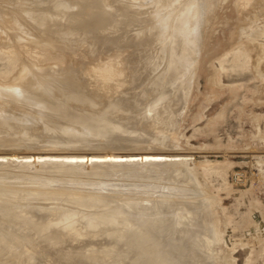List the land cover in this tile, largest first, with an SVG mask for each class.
Returning <instances> with one entry per match:
<instances>
[{
  "label": "bare ground",
  "instance_id": "bare-ground-1",
  "mask_svg": "<svg viewBox=\"0 0 264 264\" xmlns=\"http://www.w3.org/2000/svg\"><path fill=\"white\" fill-rule=\"evenodd\" d=\"M132 1L24 0L28 8L14 14L23 32L33 36L36 30L42 37L34 34L32 39L41 37L37 44L60 51L65 60L58 66L40 65L37 58L45 54L39 50L32 49L37 61L19 53L22 71L9 84L0 85V151L6 148L0 160H7L0 162V264H217L214 202L210 204L211 194L204 193L195 168H190L184 156H177L179 152L161 151L164 158L152 153L146 161H132L139 152L123 151L144 150L145 154L163 149L150 144L151 139L177 123L188 91L181 89L174 76L188 69L170 64L164 68L165 50L156 47L160 32L151 21L154 18L149 16L136 28L135 16L128 11ZM67 7L73 12L64 11ZM208 7H202L204 14ZM192 9L187 23L195 16L196 30L188 33L187 26L185 31L197 41L207 17L200 19L197 1ZM125 24H132L128 32ZM245 28L240 33L248 39L264 37L263 27L250 26L248 32ZM258 44L262 59L264 44ZM22 47L25 52L31 50ZM5 54L11 63L19 56L15 50ZM242 55L245 51L238 50L235 58ZM8 76L0 74V78ZM125 85L127 90H123ZM148 101L150 108L143 107ZM135 131L138 137L126 136ZM54 136L89 145L93 152L88 153L104 150L118 160L106 163V157L99 156L100 163H92L94 158L80 161L84 154L66 158L58 154L62 149L33 160L19 150L21 156L16 157L23 162L8 159L13 150L7 152V147H18L19 139L35 143ZM41 144L25 148L39 152ZM79 244L83 248L73 249ZM41 247L47 248V261L40 259Z\"/></svg>",
  "mask_w": 264,
  "mask_h": 264
},
{
  "label": "rangeland",
  "instance_id": "rangeland-1",
  "mask_svg": "<svg viewBox=\"0 0 264 264\" xmlns=\"http://www.w3.org/2000/svg\"><path fill=\"white\" fill-rule=\"evenodd\" d=\"M148 1H151V3ZM196 1L198 6H200L199 12L202 13L200 19L202 17H207L208 19H204L206 21H204V30L201 31V35L197 38V41H195L196 38L189 39L187 36L190 31L196 30L195 16L187 23L189 12L193 10L192 8L196 5ZM205 1L137 0L136 2V0H133L130 2V5H133L131 7L129 6L128 11L135 16V22L138 24H125V32H128L131 25L133 28L136 25L135 27L137 28L143 21L149 19V16H153L152 18L154 19L151 21L153 25H157L156 29L159 30L155 31H157V34L160 32L156 47L165 50L164 62H166L163 63V66L165 68V65L169 67L170 65H177L180 69H183V66L188 69L186 72L180 70V73L174 75L181 89L186 88L184 91H188H186V102L178 115L177 123L173 127L165 128L161 133L156 132L157 134L155 133L151 139L150 144L155 147H163V149L150 150L151 154L146 152L145 154L147 155L142 153L144 150L123 151H128V153H133L134 151L139 152L135 154H138L136 156L138 158L131 157L130 160L132 161H146L147 158L145 157L154 155L158 158H164V155L160 153L161 151L163 154L179 152L180 154L177 156H184L190 168H195L192 170L196 171V176H199L197 179L198 182L201 180L199 183L203 191L204 189L206 190L204 193L211 194H206L209 196L210 204L214 202L216 205L214 203H212L213 205L211 204L213 207L212 210L214 208L216 209L212 211L213 217L216 216L214 218L216 219L215 222L218 220L216 222L218 241L215 246L217 250V264H264V57L259 59L263 53L258 51V46H260L258 43L264 44V37L257 38L256 42L254 41L255 39H248V37H245L246 34L240 33L244 27H246L245 32L249 31L250 26L260 29L264 28V9L261 7L264 4V0ZM6 2L3 3L0 0V23L2 22L4 24L0 26V74L5 72L9 76L8 78H0V85L9 84L12 76L22 71L23 63L20 60L19 53L27 60L37 61L33 56L32 49L39 50L40 53L45 54L37 58L40 59L38 61L40 65L51 63L52 65H57L65 60L60 51H56L52 47L50 49V46L49 48H45L43 42L41 43L43 45L40 43L37 44L40 40L39 38L42 37L41 34V37H38L40 36L38 34L39 32L34 30V34H38V36L32 39L35 36L33 32V36H29L23 32V26L14 19L16 12H24L28 8V3L24 2V0H8ZM143 2L144 4L146 3V7ZM205 4L209 7L204 14L202 7ZM137 5L141 10L139 9L137 11L139 8ZM71 8H64V11L73 12ZM146 8H148V12ZM27 21L28 18H25L24 22ZM165 26L169 29L167 27L165 29ZM186 27L188 33L185 31ZM124 28L120 31L123 32L125 30ZM137 32H141V30L138 29ZM179 38H182V40L179 41ZM36 39H38L37 42ZM25 45L30 47L31 50L25 52L22 47ZM8 50L18 52L19 56L13 63L8 60L5 54ZM127 50L125 51L128 52ZM238 50L240 53L245 51V55L239 56L240 58H235L236 51ZM258 52L261 54L259 55ZM167 57L173 58L175 61L173 62V59ZM38 63H36L37 66H39ZM161 70V72L164 71L162 66ZM183 78L186 82L182 80ZM179 80L182 81V84ZM69 84L75 85L73 82ZM123 87V90L129 88L128 85ZM133 87L134 85L130 86V88ZM150 105L151 102L148 101L147 104H143V107L150 108ZM53 135L60 137L56 133H53ZM138 135L136 131L126 134V136L132 139L138 137ZM162 135L166 138L160 141L159 136L161 137ZM58 137L55 138L54 136L47 141L40 140L41 142L37 141L35 143L19 139L18 147H7V152L13 150L11 154H7L9 155L8 159L17 163L18 161H24V159L21 160L19 157H16L21 152L22 155L29 154L27 159L31 158L33 160L38 157L49 156L48 152L54 154L60 151L58 154L66 158L83 156L84 154L83 159L79 157L80 161H87V159L94 158L95 160H91L92 163H100L101 161L96 159L99 156L106 157L104 159L106 163L117 162L118 160L109 158L108 156L111 154L104 150L94 151L98 155L96 153H88L93 152L91 146L72 144ZM101 142L105 143L106 141ZM35 144H41V149L43 151L45 150V153L41 149V152L36 151L37 149L34 148L26 150L25 147H34ZM56 149L62 150L55 151ZM2 150L6 152V148H1ZM65 150L72 151L66 152ZM105 153L106 155H104ZM152 153L155 154L153 155ZM125 154L127 153H121L120 155L124 156ZM87 155L91 156L87 157ZM120 160L122 159L120 158ZM5 161L7 160H0V162ZM123 161L126 160L123 159ZM204 216L206 218V215ZM24 228L28 230L30 226L25 225ZM28 231L31 232L33 230L30 228ZM32 233L33 236L37 235L34 231ZM29 241L33 245H37L33 239H29ZM97 242L95 240V243ZM28 248L34 249V247H30L29 245ZM47 248H39V251L42 252L39 255L41 256L40 259L42 262L48 259V251L44 250ZM76 248L79 250L83 246L79 244L73 247V249ZM217 257L220 258L218 259ZM227 259L229 262L226 261Z\"/></svg>",
  "mask_w": 264,
  "mask_h": 264
}]
</instances>
